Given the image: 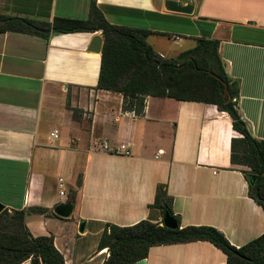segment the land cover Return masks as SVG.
Returning a JSON list of instances; mask_svg holds the SVG:
<instances>
[{"label": "crops", "instance_id": "0c3cea01", "mask_svg": "<svg viewBox=\"0 0 264 264\" xmlns=\"http://www.w3.org/2000/svg\"><path fill=\"white\" fill-rule=\"evenodd\" d=\"M168 1L192 5L193 13L169 11ZM90 7L91 0H0V15L87 20ZM97 7L112 25L153 32L147 42L165 59L200 39L220 41L226 72L239 82L240 113L264 140V0H97ZM96 36L104 42L102 31L49 39L0 33L4 211H25L30 232L53 235L66 264H103L107 249L99 251V244L108 224L164 226L166 214L152 207L160 185L182 228L214 227L237 248L264 235V210L249 196L243 169L231 162L236 132L229 114L213 104L152 96L142 116L123 110L122 94L98 88L102 51L90 50ZM162 37L172 42L168 53L157 47ZM121 146L131 155L117 152ZM69 202L72 215L59 216L56 208ZM145 260L226 264L228 256L195 241L153 246Z\"/></svg>", "mask_w": 264, "mask_h": 264}, {"label": "trees", "instance_id": "16d2710c", "mask_svg": "<svg viewBox=\"0 0 264 264\" xmlns=\"http://www.w3.org/2000/svg\"><path fill=\"white\" fill-rule=\"evenodd\" d=\"M16 31L49 39L52 33L102 31L104 44L98 88L123 95V110L142 116L146 98L163 97L179 101L216 105L229 114L235 132L231 146L234 166L243 170L249 185V196L264 210V140L256 139L244 121L239 107V82L232 80L220 57V41L200 39L195 48L176 59H165L147 42L153 33L145 29L110 24L91 0L87 20L57 18L42 23L19 17L0 15V33ZM228 87V97L226 96ZM78 118V112H74ZM242 148V149H241ZM241 149V150H239ZM163 214L172 215L177 229H169L148 220L128 227L108 224L101 237L99 251L110 256L103 264H134L148 257L151 247L208 241L227 256L226 264H264V235L237 248L218 229L211 226L181 227L172 210V198L166 187L157 188L155 204ZM26 212L5 210L0 214V264H66L51 236L35 237L25 222Z\"/></svg>", "mask_w": 264, "mask_h": 264}, {"label": "water", "instance_id": "95a60500", "mask_svg": "<svg viewBox=\"0 0 264 264\" xmlns=\"http://www.w3.org/2000/svg\"><path fill=\"white\" fill-rule=\"evenodd\" d=\"M166 8L169 11L176 12V13H182V14H192L193 13V6L192 5H186L182 6L176 2L173 1H168L166 4ZM103 39L100 36H96L90 46V50L96 53H99L102 51L103 48ZM228 92L229 89L226 87V96L228 97ZM4 211V206L0 203V214ZM55 212L63 217V218H68L72 215L73 213V205L69 202L67 204H62L58 206L55 210ZM164 226L169 228V229H177L178 224L176 219L170 215L169 213H166L165 218H164ZM85 230V225L82 224L80 226V233H83ZM134 264H146V260H141L139 262H136Z\"/></svg>", "mask_w": 264, "mask_h": 264}, {"label": "rangeland", "instance_id": "374dc122", "mask_svg": "<svg viewBox=\"0 0 264 264\" xmlns=\"http://www.w3.org/2000/svg\"><path fill=\"white\" fill-rule=\"evenodd\" d=\"M159 43H160V45H158L157 47L159 48V50L161 49V50H163L164 49V53H168V50L170 51V49H171V46H172V42H168V40L167 39H165V38H159ZM176 59V58H175ZM233 136L235 137V138H238L239 137V135H238V133L236 132V133H234L233 134ZM242 149V148H241ZM241 149H239V150H241ZM241 169H243V170H245V171H247V172H251V169L249 168V167H247V166H239ZM109 252V251H108ZM107 255H105V257H106ZM97 262H98V260H97ZM97 262H95V264L97 263ZM24 264H30V261L29 262H25Z\"/></svg>", "mask_w": 264, "mask_h": 264}, {"label": "built area", "instance_id": "2783aa9c", "mask_svg": "<svg viewBox=\"0 0 264 264\" xmlns=\"http://www.w3.org/2000/svg\"><path fill=\"white\" fill-rule=\"evenodd\" d=\"M55 135H56V134H54V136H55ZM239 136H240V135H239ZM102 147H103L104 149H108V146H107L106 144H103ZM117 152H121V153L126 154V155H131V151H130V150L128 149V147H126V146H121V148L117 149ZM62 194H63V192H62ZM106 255H107V257L110 256L108 250H107Z\"/></svg>", "mask_w": 264, "mask_h": 264}]
</instances>
